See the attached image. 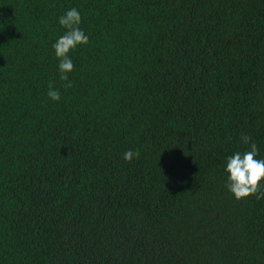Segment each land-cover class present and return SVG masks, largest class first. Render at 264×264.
Instances as JSON below:
<instances>
[{"label":"trees","instance_id":"trees-1","mask_svg":"<svg viewBox=\"0 0 264 264\" xmlns=\"http://www.w3.org/2000/svg\"><path fill=\"white\" fill-rule=\"evenodd\" d=\"M242 136L264 159V0H0V264H264Z\"/></svg>","mask_w":264,"mask_h":264},{"label":"clouds","instance_id":"clouds-1","mask_svg":"<svg viewBox=\"0 0 264 264\" xmlns=\"http://www.w3.org/2000/svg\"><path fill=\"white\" fill-rule=\"evenodd\" d=\"M58 24L64 32L52 44V49L59 63L57 71L61 81H67L66 88H71L72 83L68 80V74L74 69V64L70 58V53L77 46H84L89 43V37L80 27L81 14L76 8H70L63 15L58 17ZM47 96L52 101H59L60 92L51 85ZM241 140L248 145V149L240 152L236 151L226 158L224 172L227 174L226 187L236 200H241L249 196L257 195L261 182H264V159H257L258 148L255 142L250 143V137L242 136ZM139 158V152L129 150L123 154L125 161Z\"/></svg>","mask_w":264,"mask_h":264}]
</instances>
